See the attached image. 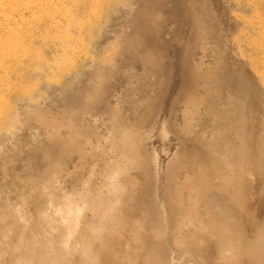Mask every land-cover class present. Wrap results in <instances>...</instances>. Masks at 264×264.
I'll return each mask as SVG.
<instances>
[{"label":"rangeland","instance_id":"1","mask_svg":"<svg viewBox=\"0 0 264 264\" xmlns=\"http://www.w3.org/2000/svg\"><path fill=\"white\" fill-rule=\"evenodd\" d=\"M261 45L264 0H0V218L33 224L29 199L44 185L49 217L74 197L81 200L86 180L92 179L90 190L103 182L101 159L119 161L120 127L151 130L154 149L169 105L170 139L188 151L177 184L185 220L172 259L198 242L208 263L264 264V172L239 183L238 161L258 167L238 153L234 132L238 86L246 89L250 81L262 88L264 66L256 62L263 56L255 49ZM252 96L249 122L261 131L264 105ZM28 110L41 114L34 119ZM69 138L81 152L70 153ZM128 174L122 184L140 196L143 173ZM84 222L119 232V258L141 242L140 227L128 217L86 213ZM82 223L73 238L60 220L39 224L41 238L34 237L27 254L45 242L50 258L62 255L69 264L73 254L63 248L69 239L79 249L87 233ZM210 227H231L229 243L217 234L206 241ZM93 252L103 257L100 249ZM222 255L232 261H220Z\"/></svg>","mask_w":264,"mask_h":264},{"label":"bare ground","instance_id":"2","mask_svg":"<svg viewBox=\"0 0 264 264\" xmlns=\"http://www.w3.org/2000/svg\"><path fill=\"white\" fill-rule=\"evenodd\" d=\"M28 6L30 7V5ZM29 7L28 9L31 10ZM10 29H12L13 32L14 27ZM255 49H258V53L263 56L261 58H259V56V61L255 62L257 66H259V63L263 67L264 46L261 45L259 48L257 47ZM258 58L255 59L258 60ZM249 61L251 62V59ZM252 63L254 62H251L253 66ZM254 68L252 69L255 70ZM257 68L255 71L256 74L260 71L259 68L257 71ZM259 74L261 75V73ZM260 77L262 80L264 77L263 73ZM262 82V88L252 84L250 81H246V89L238 86L239 91L237 99H241V101L235 99V104L237 106L235 110L238 111L239 115L234 113L236 118L234 132L237 137L241 138V146L238 153L241 155L244 154L247 161H252L258 167V170H255L249 167L248 162L245 160L241 159V161H238L237 166L242 168L239 169V173H243L240 178H238L241 184L247 183V175H253L261 171L262 173L264 172V125L261 131H253V129H257V127L254 123L250 124L249 122L250 113L253 112L250 107L252 95L255 94V98L260 100L264 105V80ZM89 94L86 96L90 97L91 95ZM168 106H165L162 113L163 124L160 130L157 129L156 133L158 130L159 132L154 137V149L152 146L153 136L150 139L151 135H153L151 130L136 129L130 126L126 127V130L123 131V128L120 127V131H117L118 139L115 136L123 146V152H121L119 156V161H117V159L116 161H109L110 159H104L105 157L101 159V164L98 166V169H96L97 172L99 171V175L102 176L103 182L100 186L93 187V189L90 190L86 189V187L89 186L92 179L89 178L86 180L80 191V194L84 195L81 200L77 201L74 197L68 205L59 207L58 211H56L52 217H49L50 215H45L46 212L44 213V209H46L47 203L51 201V197L48 193L47 185H44L40 187V189H37L35 194L29 199V202L31 201L35 206L32 216L35 218L34 221H36V223L33 221V224L25 226L21 219L14 218L13 221H4L0 218V264H63L62 255H56L54 259L48 256L47 250L45 249V242H42L43 247L40 249L36 248V251L32 253L31 256L27 254L31 252L34 237L37 238L40 235L37 240L41 238L40 225L42 227V224L50 219L60 220L64 223L66 231L71 238L81 232V222L87 227V233L81 234L79 249L70 248V241L66 238L67 241L64 245L63 252L71 251L73 254L69 264H195L197 261L199 263L196 264H211L205 261L202 254L203 250L198 248V242L187 244L185 248H182V251H180L181 253L176 259H172L171 257V246L181 237L180 232L183 230L181 225L182 221L185 220V217L180 213L183 202L177 184L179 176H182L181 170L184 167V161L188 151L182 148V142L179 145L175 143V140L173 142L170 139L166 122L167 117H169ZM27 113L29 117H39L41 114L39 112L37 115L36 111L30 112L29 110ZM71 114V119H78L77 113L75 114L72 112ZM113 117V119L117 120L116 111ZM177 134L176 135L180 139L184 137L181 133ZM65 143L69 144L70 153H79L82 150L77 139L69 138ZM149 144H151L152 148L150 151H148ZM113 147L116 146L114 145ZM170 157L171 159H169ZM132 171H140L145 177V180L141 183L140 196L132 192L126 183L123 182L122 184L121 182V175H123L124 178L126 175L129 176L128 173ZM92 175H96V172ZM228 179L235 181V178L231 176ZM82 181H84V179ZM2 193L0 187V204L2 201ZM108 212L114 213L115 219L128 217L132 223L140 227L138 237L141 242L140 244L132 246V251L127 258L122 259L117 257V254L122 250L121 243L118 241V236L120 234L117 230L108 228L109 226H105L104 223L95 226L92 223L90 224V222L86 224L84 222L86 213L92 215L101 214L103 218H106ZM230 228L227 231L222 227H210L209 235H211L212 238H207L206 241L212 243L214 241L213 236L217 234L220 237L221 243L226 246L227 243H229L226 239V234L232 232ZM124 231L125 229L123 228V233ZM94 248H98V250L100 249L102 251V258L95 256L93 252ZM223 252L228 254L229 249H224ZM180 255H183L182 260L178 258ZM224 260L228 263L232 261V259L222 255L220 261Z\"/></svg>","mask_w":264,"mask_h":264}]
</instances>
